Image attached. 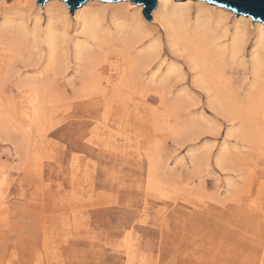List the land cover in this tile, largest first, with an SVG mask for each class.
Segmentation results:
<instances>
[{"label":"bare ground","instance_id":"6f19581e","mask_svg":"<svg viewBox=\"0 0 264 264\" xmlns=\"http://www.w3.org/2000/svg\"><path fill=\"white\" fill-rule=\"evenodd\" d=\"M157 1L158 6L153 17L154 22L160 21L158 22L163 28V30L161 29L163 33L146 22L143 16V6H136L130 0L119 3L86 2L75 12V28L72 27L70 10L64 1L49 0L43 10L41 7H37V0H16V5L12 8L5 7L8 0H0V138L19 140L15 146L16 151L24 154V159L29 158V163L31 162L35 167V172H31L30 168L29 174L36 175V172L43 167L38 166L41 161L39 157L57 147L51 142L52 140L50 141L49 137L53 134L45 126L46 123L57 118L56 114L62 108L58 104L61 103L64 106L65 104L70 105L67 102L76 101L79 102V107L82 106L84 114L88 116L86 117L87 121L83 122V128H86V131L79 138H87L86 144L81 140L77 148L90 152L103 151L102 154L105 155L115 153L122 158L128 155L137 157L140 163H146L147 179L145 181L147 187L145 188L147 189L144 193L146 198L158 195V199L160 198V201L164 202L172 198L169 193L170 189L167 190L168 181L165 182L159 175L162 171L163 159L161 153L158 154L156 151H159L162 145L161 137L158 138L159 133L166 134L167 131L169 135L174 136L180 130L179 114L173 107L166 109L167 106L163 101L165 98L167 99L165 85L167 89L170 79L179 76L184 70L181 66L169 64L164 78L166 82L162 83V87L158 89H151L142 79L144 70L150 68L152 63L159 61L163 64L165 62L163 57L166 47L172 53L187 59L189 68L193 72L192 85L206 94L209 106L234 107L235 105L242 109L237 114L232 112V115H235L231 121H241V126L229 130L228 136L238 137L237 139L240 140H245L246 136H257L263 141L261 143L263 147L260 146L259 150L264 148V127L258 126L253 131L249 127V123H243L245 117L248 122L251 120L250 114H246L243 109L257 107L264 109V24L252 22L251 17L243 15L237 17L228 9L203 1ZM250 42V51H248L247 47ZM236 62L244 67L245 74L250 73L251 75L252 80L249 84L247 83L248 89L246 91L245 88L244 94L239 93L240 87L237 89L231 71V66ZM72 65L77 72L81 73V76L79 84L72 85L73 92L70 95L59 82L61 81L60 77L65 76L73 68ZM23 69L24 73H37V76L29 77L26 74L24 76L21 73ZM16 77L15 85L19 92V98H14L15 100L9 98L8 100L5 89ZM245 80L249 79L245 78ZM242 88L244 87L242 86L241 90ZM152 94L159 96L160 108H151V101L155 99ZM263 114L264 110L258 115L262 116ZM253 127L255 129L256 126L253 125ZM249 143L255 149V142L249 141ZM130 148L135 149V156L127 151ZM227 150L228 147L223 148L222 154L218 158L220 167H225V159L230 158L227 156L229 151ZM74 162L73 164L76 165L71 166V172L77 175L80 166ZM236 164L238 165V163ZM87 170L82 174L91 178V173H88ZM6 173L8 174V171ZM7 178L9 177L7 176ZM8 181L4 179L0 183V226L10 223V210L1 188V185H5ZM41 184L43 185V182ZM228 185L229 188L235 189L234 184L228 183ZM78 188L80 189L82 186H78ZM39 189L40 187L38 191H41ZM176 189L174 190L176 191ZM171 190L173 191V189ZM179 193L181 195V192ZM230 194L231 191L226 195L227 200L231 198ZM42 195L44 196L43 193ZM103 196L98 195L95 198L91 196L87 202H90L89 204L95 208H108L113 204H118L117 201H112L111 197L102 198ZM19 197L26 198L23 193H20ZM68 200L72 212L75 213L77 210L74 208V204L78 201V196L74 194ZM235 200L238 198L233 199V201ZM135 202L137 203L136 200ZM172 203L175 205V202ZM254 204L255 202H252L248 208L256 209L260 205L256 204V207ZM261 208L259 207L258 210ZM44 216L46 215L44 214ZM82 218L83 216H80V220H78V217H73V221L82 223ZM65 220L67 219H64L63 228L70 225V220H67L68 223ZM138 223L143 226L149 225L147 220H141ZM162 225H164L163 222ZM39 226L44 236V252L36 251L38 248L33 249L35 250L33 253L34 264H48L51 261L49 257L54 259L56 256V254H52L56 250L53 249V240L55 239L52 238L55 230L51 234L52 236L49 235L48 229L50 228L44 220L39 222ZM81 234L79 237L85 233ZM86 239L90 240L87 236ZM0 240H3L2 236H0ZM137 241L138 237L133 225L127 232L125 241L118 246L115 245V251L125 256L126 264H148V257L141 250ZM108 244L111 243L108 242ZM52 249L54 251L51 253ZM202 258L199 261L204 259ZM57 263L59 262L57 261ZM254 264H264L263 252Z\"/></svg>","mask_w":264,"mask_h":264},{"label":"rangeland","instance_id":"374dc122","mask_svg":"<svg viewBox=\"0 0 264 264\" xmlns=\"http://www.w3.org/2000/svg\"><path fill=\"white\" fill-rule=\"evenodd\" d=\"M47 3L49 1L44 7L39 4L37 7L45 10ZM15 5L16 0H8L5 7L12 8ZM43 14L47 18L44 11ZM70 16L73 21L72 27L75 28V14L70 13ZM158 21L154 22V17L151 22L146 20L151 26L163 30ZM250 46L251 42L248 44V51ZM163 58H165L163 64L155 61L150 68L144 70L142 79L151 89H158L166 82L164 78L169 64L181 66L184 70L179 76L170 79L167 89L165 85L167 99L163 101L166 109L173 107L179 114L180 130L174 136L169 135L167 131L166 134L162 133L163 135L159 133L158 138L161 137L162 145L159 151H156L158 154L161 153L163 159L159 175L165 182L168 181L167 190L170 189L172 197L167 200L169 202L160 201L158 195L146 198L144 194L147 189L146 163H140L137 157L128 155L122 158L115 153L105 155L102 154L103 151L90 152L77 148L81 140L86 144L87 138H79L86 131L83 126L88 116L84 114L82 106H78L79 102H67L70 105L64 103V106L60 103L58 105L62 107L61 112L59 111L56 114L57 118L45 126L53 134L49 137L50 141L52 140L57 147L39 157L41 161L38 166L43 167L40 169L41 173L40 170L36 172L37 176L29 174L30 171L35 172V167L29 163L30 159H24L25 155L16 151L15 146L19 140L0 138V170L5 172L0 171L1 175L3 173L2 177L0 175V183L4 179L10 181L1 185L2 194H5V201L10 210V223L0 226L2 231L0 236L3 237V240H0V264H34L33 249L38 248L36 251L44 252V236L39 226L42 220L47 222L50 228L49 235L55 230L51 236L57 239L53 240V249L56 250L52 249L50 252L54 251L52 254L56 256L54 259L49 257L51 260L49 263L53 262L52 264H126L125 256L115 251V247L125 241V236L133 225L138 245L148 257V264H254L256 259L261 257L262 252L264 253V148L259 150V147H263L261 144L263 141L257 136H246L245 140L228 136L229 130L241 126V121L231 120L242 109L235 105L209 106L206 94L192 85L193 72L187 59L172 53L168 47L165 48ZM231 68L236 87L237 89L240 87L239 93H245L252 80L250 73L245 74L244 67L237 62ZM23 71L24 69L21 73L25 76L26 73ZM26 75L35 77L37 73L29 72ZM80 76L81 73L73 67L65 76L60 77L59 83L72 95V85L79 84ZM16 79L17 77L13 78L5 89L8 100L19 98ZM242 86L244 88L241 90ZM152 97L155 99L151 101V108H160L159 96L152 94ZM243 110L251 116L249 122L246 117L243 120L244 124L249 123L251 130L255 131L258 126L264 127V114L258 115L263 112V107ZM232 112L235 114L232 115ZM253 125L256 126L255 129ZM249 141L255 142V149ZM225 147H228L227 156L230 158L225 159L227 166L220 167L218 158ZM127 151L135 156V149L130 148ZM75 159H79L81 163ZM73 161L80 166L77 175L71 172L72 167L76 165ZM85 170L91 173V178L82 174ZM42 182L44 186L48 185L44 187ZM228 183L234 184L235 189L229 188ZM78 186L82 188L79 189ZM39 187L41 191H38ZM97 189L99 191H96ZM229 191L231 198L227 200L226 195ZM20 193L26 198L19 197ZM74 194L78 196V201L74 204L77 210L75 213L72 212L68 200ZM98 195H104L102 198L111 197V200L117 201L118 204L108 208H95L87 201L91 196L95 198ZM237 198L238 200L233 201ZM172 202H175V205ZM252 202H255V206L260 204L258 208L262 207V212L258 208L257 210L248 208ZM72 216L78 217V220L83 216L81 219L83 222L73 221ZM64 219L70 220V225L65 228L62 227ZM67 220L65 222L68 223ZM141 220H147L149 225L143 226L138 223ZM80 234L85 236H80L81 239ZM86 236L90 240L86 239ZM199 256L204 259L199 261Z\"/></svg>","mask_w":264,"mask_h":264},{"label":"water","instance_id":"95a60500","mask_svg":"<svg viewBox=\"0 0 264 264\" xmlns=\"http://www.w3.org/2000/svg\"><path fill=\"white\" fill-rule=\"evenodd\" d=\"M49 0H37V4L44 7ZM69 7L72 15L88 1H101L104 3H119L127 0H61ZM132 4L143 6V16L148 22L153 19V13L158 6L157 0H130ZM186 1V0H184ZM204 1L212 5L223 7L235 13L238 16L251 17L253 22H262L264 24V0H196Z\"/></svg>","mask_w":264,"mask_h":264}]
</instances>
